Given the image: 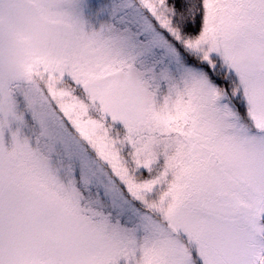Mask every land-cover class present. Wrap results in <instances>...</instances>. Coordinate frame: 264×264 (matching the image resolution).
Wrapping results in <instances>:
<instances>
[{
    "label": "snow or ice",
    "instance_id": "obj_1",
    "mask_svg": "<svg viewBox=\"0 0 264 264\" xmlns=\"http://www.w3.org/2000/svg\"><path fill=\"white\" fill-rule=\"evenodd\" d=\"M0 264H264V0H0Z\"/></svg>",
    "mask_w": 264,
    "mask_h": 264
}]
</instances>
